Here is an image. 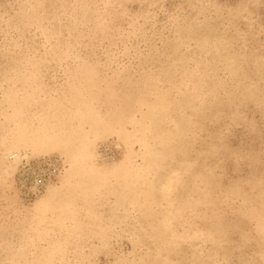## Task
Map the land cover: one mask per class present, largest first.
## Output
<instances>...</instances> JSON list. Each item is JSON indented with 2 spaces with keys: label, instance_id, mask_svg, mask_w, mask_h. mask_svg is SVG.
Returning <instances> with one entry per match:
<instances>
[{
  "label": "rangeland",
  "instance_id": "1",
  "mask_svg": "<svg viewBox=\"0 0 264 264\" xmlns=\"http://www.w3.org/2000/svg\"><path fill=\"white\" fill-rule=\"evenodd\" d=\"M0 264H264V0H0Z\"/></svg>",
  "mask_w": 264,
  "mask_h": 264
}]
</instances>
